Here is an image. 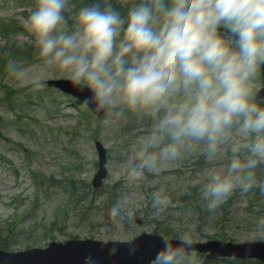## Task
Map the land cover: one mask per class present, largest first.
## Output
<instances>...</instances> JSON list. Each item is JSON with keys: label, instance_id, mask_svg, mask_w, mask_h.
I'll list each match as a JSON object with an SVG mask.
<instances>
[{"label": "clouds", "instance_id": "clouds-1", "mask_svg": "<svg viewBox=\"0 0 264 264\" xmlns=\"http://www.w3.org/2000/svg\"><path fill=\"white\" fill-rule=\"evenodd\" d=\"M23 28L40 66L86 93L102 124L135 118L99 200L116 227L89 264H114L109 240L136 252L138 222L173 209L190 218L160 233L147 264H196L201 216L235 198H260L246 234L264 239V0H31ZM2 55L7 75L24 77Z\"/></svg>", "mask_w": 264, "mask_h": 264}, {"label": "rangeland", "instance_id": "rangeland-1", "mask_svg": "<svg viewBox=\"0 0 264 264\" xmlns=\"http://www.w3.org/2000/svg\"><path fill=\"white\" fill-rule=\"evenodd\" d=\"M17 40L19 41V39ZM10 51L13 53V49H10ZM24 69L25 75L22 78L10 77L7 74L0 76L1 81L13 85L22 93L28 88V99L30 100L29 111L26 115L23 113L18 114L16 110L11 109V103L10 105L0 103V110L3 112L4 118L0 127V225L5 226V223L19 221L21 213L27 208L25 205H48L44 196L45 184H40L35 189L36 184L33 182L36 171L40 172V177L43 180L50 179L56 183L58 189H61L60 183L64 177H72L80 187L85 182L88 183L91 177L88 172L92 171L93 161L97 157L95 145L89 136L96 133L95 137L100 139L103 144L111 145V152L109 162L106 161L107 174L104 185L97 192L89 216V223L78 222L73 215L72 204L68 203L66 195L60 194L51 207L54 210L61 208L64 211L63 216L66 223H63L64 232L61 234L63 238H69L70 235L98 238L106 231L116 227L112 223L104 222L103 213L108 209V204L101 203L99 200L102 193L110 192L108 179L111 162L121 158L118 145L114 143V140L119 142L124 135L120 134L116 137L115 135L117 132L130 130L131 125L127 129L122 125H104L100 119L90 123L89 129L78 126L75 124L76 109L82 103L66 97L62 93H55L51 89H47L49 93L46 95L45 85L40 89L33 88L32 78L40 76L44 83L49 72L40 71L39 67L36 66H26ZM50 74H53V77H59L52 72ZM66 99L69 103L68 106H65ZM24 101V97H20L21 107ZM74 103L78 107H74ZM26 109L24 105L23 111ZM57 109L66 112L67 123L56 120L58 118V114L55 113ZM13 118L22 121L25 129L19 128V130L23 132L19 133L12 130L13 124L9 123V120ZM50 118L55 120L47 121ZM134 119V117L131 118L130 122ZM93 126H98L96 132H93ZM79 131L85 133L84 136L78 135ZM179 175L180 172L178 171L177 176ZM78 193L87 196L86 200L81 201L78 205H86L91 199L88 190L80 188ZM188 199L189 197L185 200ZM228 204L215 217L201 216L199 223L196 225L203 237L200 240L214 238L216 232L219 234L225 233L227 236L231 235L234 240L254 239L246 234V227L251 214L256 211L257 202H252L250 205L243 203L235 214L233 213V207L235 206H232L229 208V211L232 212L226 216ZM260 207L264 211L262 205ZM38 217L39 212L35 209L31 216L23 220L32 222L39 219ZM189 218V214L180 209L171 210L163 220L152 221L148 215H145L138 222L137 237H140L142 233L152 234L157 232L148 231V229L157 227L177 231ZM141 240H145V238L142 237ZM138 247L143 246L138 243Z\"/></svg>", "mask_w": 264, "mask_h": 264}, {"label": "trees", "instance_id": "trees-1", "mask_svg": "<svg viewBox=\"0 0 264 264\" xmlns=\"http://www.w3.org/2000/svg\"><path fill=\"white\" fill-rule=\"evenodd\" d=\"M6 246H7V243H0V247L6 248Z\"/></svg>", "mask_w": 264, "mask_h": 264}, {"label": "water", "instance_id": "water-1", "mask_svg": "<svg viewBox=\"0 0 264 264\" xmlns=\"http://www.w3.org/2000/svg\"><path fill=\"white\" fill-rule=\"evenodd\" d=\"M5 262V261H4Z\"/></svg>", "mask_w": 264, "mask_h": 264}]
</instances>
